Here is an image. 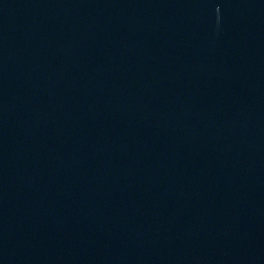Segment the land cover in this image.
<instances>
[{
	"label": "water",
	"instance_id": "obj_1",
	"mask_svg": "<svg viewBox=\"0 0 264 264\" xmlns=\"http://www.w3.org/2000/svg\"><path fill=\"white\" fill-rule=\"evenodd\" d=\"M0 264H264V0H0Z\"/></svg>",
	"mask_w": 264,
	"mask_h": 264
}]
</instances>
